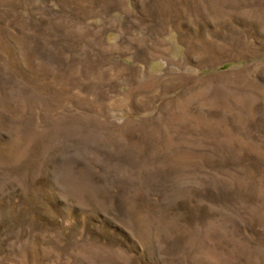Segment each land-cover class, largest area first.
I'll return each mask as SVG.
<instances>
[{
  "label": "rangeland",
  "instance_id": "obj_1",
  "mask_svg": "<svg viewBox=\"0 0 264 264\" xmlns=\"http://www.w3.org/2000/svg\"><path fill=\"white\" fill-rule=\"evenodd\" d=\"M0 264H264V0H0Z\"/></svg>",
  "mask_w": 264,
  "mask_h": 264
}]
</instances>
